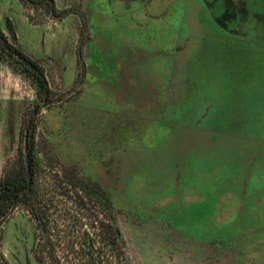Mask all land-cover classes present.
<instances>
[{
  "label": "rangeland",
  "instance_id": "1",
  "mask_svg": "<svg viewBox=\"0 0 264 264\" xmlns=\"http://www.w3.org/2000/svg\"><path fill=\"white\" fill-rule=\"evenodd\" d=\"M0 25L51 90L0 60V179L35 123L40 182L102 188L130 264H264V0H0ZM40 227L14 211L0 264H39Z\"/></svg>",
  "mask_w": 264,
  "mask_h": 264
},
{
  "label": "trees",
  "instance_id": "2",
  "mask_svg": "<svg viewBox=\"0 0 264 264\" xmlns=\"http://www.w3.org/2000/svg\"><path fill=\"white\" fill-rule=\"evenodd\" d=\"M10 58L16 60L20 70L32 75L39 97L49 100L51 90L44 67L9 41L0 25V60L10 64ZM35 137L34 123L28 125L25 142L31 159V184L22 156L15 169L5 166L0 179V239L7 218L26 208L41 224V239L35 246L39 264H130L111 199L89 179L76 180L58 170L52 184L40 182L34 156ZM64 237L73 239L64 243L65 253L60 256L56 252Z\"/></svg>",
  "mask_w": 264,
  "mask_h": 264
},
{
  "label": "water",
  "instance_id": "3",
  "mask_svg": "<svg viewBox=\"0 0 264 264\" xmlns=\"http://www.w3.org/2000/svg\"><path fill=\"white\" fill-rule=\"evenodd\" d=\"M26 166H27V171H28V176H29V183L31 184L32 181V166H31V159L30 155L26 156Z\"/></svg>",
  "mask_w": 264,
  "mask_h": 264
}]
</instances>
